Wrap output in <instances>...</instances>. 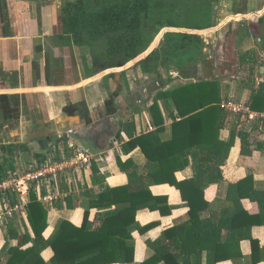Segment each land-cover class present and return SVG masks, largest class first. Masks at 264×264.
<instances>
[{"label":"crops","instance_id":"obj_1","mask_svg":"<svg viewBox=\"0 0 264 264\" xmlns=\"http://www.w3.org/2000/svg\"><path fill=\"white\" fill-rule=\"evenodd\" d=\"M243 2L234 13L241 18L233 23V37L237 39L239 51H250L259 59L257 66L251 68L257 74H248L252 77L251 84L242 75L235 80L225 76L226 72H221L223 66H215L210 55L199 64L202 76L199 79L220 82L221 103L232 100L249 105L252 91L258 88L261 79L264 81V0ZM64 17L59 0H0V173L26 171L36 164L55 159L60 156L58 148L62 142L59 139L68 134L65 143H73L77 150L88 149L94 156L89 167L81 168L77 174L61 176L57 201H42L48 207L46 235L63 220L81 225L86 209H90L93 228L101 226L102 211L91 208L90 204L106 187L129 183L128 173L119 161H132L141 168L147 165L148 159L142 149L130 148L128 142L136 135L157 129L151 109L155 102L165 121L162 136L165 139L171 137L174 116L165 99H157L159 92L199 80L185 79L177 69L156 78L141 67H118L112 75H99L90 47L87 49L67 36ZM219 37L222 36L211 37V44L205 41L218 54L221 46L226 44L220 42ZM219 58L222 61L223 55ZM246 61L245 65H248L252 60ZM227 113L228 118L237 115ZM257 123L248 122L235 128L231 119L226 120L220 132L221 139L230 140L235 134L234 143L225 163L218 167L221 178L205 189L209 205L200 211L201 218L221 216L232 205L226 199L230 183H236L249 173L254 174V187L264 191V124L254 126ZM242 134L248 135L245 143ZM243 143L252 149L249 156L242 153ZM219 159L223 161L224 156ZM196 174L191 157L189 165L176 173L179 180L191 179ZM52 186L51 182L43 181L38 188L46 194L54 191ZM150 190L153 195L167 199V204L161 207L164 211L140 209L135 221L127 227L133 259L126 261V252L118 250L116 261L109 264H150L156 258L151 243L163 240L168 226L190 220V209L175 185L152 184ZM242 205L248 212L259 209L249 198L243 199ZM9 221L20 235L27 231L32 233L28 214L25 217L15 215L0 223V258L4 259V264H7L6 252L1 251ZM252 236L260 243L256 253L261 259L258 264H264V222L252 227ZM18 243V239L9 240L10 246ZM240 248L241 255L217 264H252V241L242 240ZM42 255L49 262L53 251L46 248ZM206 260L207 251L203 252L202 264ZM152 264L167 263L159 259Z\"/></svg>","mask_w":264,"mask_h":264},{"label":"trees","instance_id":"obj_2","mask_svg":"<svg viewBox=\"0 0 264 264\" xmlns=\"http://www.w3.org/2000/svg\"><path fill=\"white\" fill-rule=\"evenodd\" d=\"M148 4L149 0L140 3L141 7ZM135 7L132 9L138 12L131 24L138 27L141 7ZM125 9V6H113L104 10L101 17L106 23L117 26L124 20ZM66 25L64 17V27ZM197 37V46L203 51V40ZM121 45L118 44V47ZM127 47L122 46L124 50ZM167 57L176 58L173 53ZM156 58H159L158 50L147 57L149 61ZM157 99H165L174 116L171 137L165 139L162 136L165 121L155 102L151 109L157 129L136 135L128 142L130 148L142 149L148 159L147 165L141 168L132 161H119L121 168L128 173L129 183L106 187L90 204L91 208L101 209V226L93 228L90 209H86L81 225L63 220L46 235L49 228L48 207L42 203L35 188H32L27 212L32 233L27 231L20 235L9 221L6 242L1 251L6 252L7 264H109L116 261L118 250L126 252V261L132 260L133 247L128 243L131 235L127 227L135 221L140 209L164 211L161 207L167 204V199L153 195L150 190L152 184L160 183L175 185L181 191L190 209V220L168 226L163 233V240L151 243L156 251L154 261L163 259L167 264H202L203 252L207 251L204 264H217L221 260H233L241 255L240 244L244 239L251 240L253 244L252 264L261 261L256 256L260 243L252 236V227L264 222V191L254 187L253 173L236 183H230L226 199L232 205L221 216L200 217V211L209 205L205 189L221 178L218 167L225 163L235 139L234 132L230 140L221 139V129L228 119L232 120L233 127H239L248 123V117L237 114L228 118V113L221 107L218 80L199 79L181 83L159 92ZM248 104L253 111L264 110V81L252 91ZM247 136L242 134L244 143ZM244 143L242 153L249 156L252 149L246 148ZM222 156L223 161L219 159ZM190 157L194 160L197 174L191 179L179 180L176 173L189 165ZM54 158L57 160L60 156ZM93 170L96 173V168ZM7 174L0 173V180ZM245 198L256 202L258 211L248 212L242 205ZM10 239H18V245L10 246ZM49 247L53 255L46 262L42 252Z\"/></svg>","mask_w":264,"mask_h":264},{"label":"rangeland","instance_id":"obj_3","mask_svg":"<svg viewBox=\"0 0 264 264\" xmlns=\"http://www.w3.org/2000/svg\"><path fill=\"white\" fill-rule=\"evenodd\" d=\"M142 1L59 0L67 22V36L87 49L90 47L99 75H112L118 67H141L156 78L163 73L169 74L172 69L178 70L185 79H199L202 77L200 61L210 55L215 66H223L218 68H222V73L226 72L225 76L235 80L242 75L251 84L252 77L248 74H257L251 68L257 66L259 59L250 51H239L237 39L233 37V23L241 18L234 13H237L240 2L249 4L251 0H149L148 6L141 7ZM113 6L126 8L124 20L117 26L106 23L101 17L104 10ZM135 6L141 7L138 27L131 24L138 12L132 9ZM216 31L222 36L219 41L226 43L223 46L220 44V54L205 42L211 44V37L215 38ZM197 36L203 40V51L197 46ZM118 44L122 45L118 47ZM122 46H128L127 50ZM205 47L208 48L206 51ZM154 50H158L159 58L149 61L147 57ZM171 53L176 58L168 59L167 55ZM222 55L221 61L219 57ZM247 59L252 61L245 65ZM0 264H4L3 258H0Z\"/></svg>","mask_w":264,"mask_h":264},{"label":"built area","instance_id":"obj_4","mask_svg":"<svg viewBox=\"0 0 264 264\" xmlns=\"http://www.w3.org/2000/svg\"><path fill=\"white\" fill-rule=\"evenodd\" d=\"M262 81L261 79L260 82ZM221 107L227 112L245 114L248 117V122L264 124V110L253 111L249 105H242L232 100L223 101ZM68 136H61L60 159H53L41 165L36 164L26 171L14 172L0 180V223L15 215L27 216L32 188L38 191L41 201L50 203L57 201L60 198L57 185L61 176L77 174L81 168H87L93 163L94 156L90 150H77L71 142L64 144ZM43 181L51 182L54 191L43 194L41 188H38Z\"/></svg>","mask_w":264,"mask_h":264}]
</instances>
